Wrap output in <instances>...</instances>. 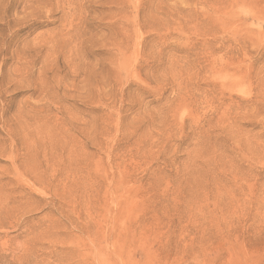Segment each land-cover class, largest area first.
<instances>
[{"label": "rangeland", "instance_id": "rangeland-1", "mask_svg": "<svg viewBox=\"0 0 264 264\" xmlns=\"http://www.w3.org/2000/svg\"><path fill=\"white\" fill-rule=\"evenodd\" d=\"M0 114V264H264V0H0Z\"/></svg>", "mask_w": 264, "mask_h": 264}, {"label": "bare ground", "instance_id": "bare-ground-1", "mask_svg": "<svg viewBox=\"0 0 264 264\" xmlns=\"http://www.w3.org/2000/svg\"><path fill=\"white\" fill-rule=\"evenodd\" d=\"M1 115V114H0ZM3 121V120H2ZM5 121V120H4ZM7 122V121H6ZM13 123V122H12ZM7 125H9V124H7ZM29 126V125H28ZM8 127V126H7ZM11 129H13V128H11ZM15 130V129H14ZM13 130V131H14ZM11 131V130H10ZM15 132V131H14ZM35 132H36V130H35ZM25 135V134H24ZM37 136H39V135H37ZM36 136V137H37ZM11 148H12V146H11ZM11 153H13V152H11ZM13 155V154H12ZM14 158V157H13ZM21 172L23 173L24 172V170H21ZM27 173V172H26ZM20 175V174H19ZM21 177H22V175H20ZM23 177H25V176H23ZM35 177V176H34ZM24 179V178H23ZM27 179V178H26ZM29 181V180H28ZM57 182V181H56ZM26 185V184H25ZM29 186V185H28ZM19 187V186H18ZM23 188V187H22ZM35 188V187H34ZM19 189V188H18ZM36 189V188H35ZM25 191V190H24ZM27 191V190H26ZM36 191V190H35ZM29 194V193H28ZM22 199V198H21ZM16 200V199H15ZM37 200V199H36ZM34 201V200H33ZM22 202V204H23V200L21 201ZM25 202V201H24ZM17 202L15 201V204H16ZM40 203V202H39ZM32 204V203H31ZM17 205H19V204H17ZM27 205H28V203H27ZM40 205V204H39ZM18 207V206H17ZM26 208V207H25Z\"/></svg>", "mask_w": 264, "mask_h": 264}]
</instances>
